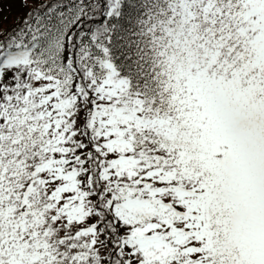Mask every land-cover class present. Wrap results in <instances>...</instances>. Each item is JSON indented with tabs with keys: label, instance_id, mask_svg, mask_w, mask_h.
Returning a JSON list of instances; mask_svg holds the SVG:
<instances>
[{
	"label": "snow or ice",
	"instance_id": "snow-or-ice-1",
	"mask_svg": "<svg viewBox=\"0 0 264 264\" xmlns=\"http://www.w3.org/2000/svg\"><path fill=\"white\" fill-rule=\"evenodd\" d=\"M0 264H264V0H0Z\"/></svg>",
	"mask_w": 264,
	"mask_h": 264
}]
</instances>
